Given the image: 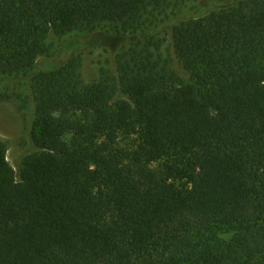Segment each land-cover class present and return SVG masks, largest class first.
I'll use <instances>...</instances> for the list:
<instances>
[{
    "label": "trees",
    "instance_id": "1",
    "mask_svg": "<svg viewBox=\"0 0 264 264\" xmlns=\"http://www.w3.org/2000/svg\"><path fill=\"white\" fill-rule=\"evenodd\" d=\"M189 1L0 0V78L35 116L20 180L0 138V264H264V0L173 24ZM99 30L129 39L114 77L39 69Z\"/></svg>",
    "mask_w": 264,
    "mask_h": 264
},
{
    "label": "rangeland",
    "instance_id": "2",
    "mask_svg": "<svg viewBox=\"0 0 264 264\" xmlns=\"http://www.w3.org/2000/svg\"><path fill=\"white\" fill-rule=\"evenodd\" d=\"M203 1L190 0L177 19H174L173 24L178 20L194 16L197 7ZM170 28L171 22L166 24L168 31ZM162 35L168 39L165 48L173 58L171 37L169 34ZM128 41V38L116 36L106 30L86 35L73 34L67 37L51 35L50 42L55 45L56 53L42 60L39 63V69L48 71L64 65L71 58H79L83 85L89 86L99 81L103 74L105 77L115 76L116 55ZM171 65L178 75L183 76L182 68L174 60ZM34 120L33 104L27 97L26 85L20 84L15 79L0 78V138L8 147V161L15 170L18 180L25 169L27 158L35 152L31 142ZM138 143L137 137H120L116 148L126 150L135 147ZM152 166L153 169L160 170L163 162Z\"/></svg>",
    "mask_w": 264,
    "mask_h": 264
}]
</instances>
